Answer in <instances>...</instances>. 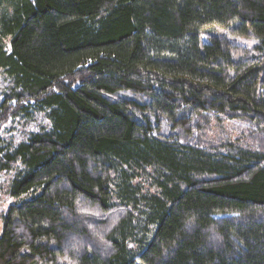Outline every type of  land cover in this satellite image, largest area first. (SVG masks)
I'll use <instances>...</instances> for the list:
<instances>
[{"label":"trees","instance_id":"1","mask_svg":"<svg viewBox=\"0 0 264 264\" xmlns=\"http://www.w3.org/2000/svg\"><path fill=\"white\" fill-rule=\"evenodd\" d=\"M5 1L0 264H264V0Z\"/></svg>","mask_w":264,"mask_h":264},{"label":"rangeland","instance_id":"2","mask_svg":"<svg viewBox=\"0 0 264 264\" xmlns=\"http://www.w3.org/2000/svg\"><path fill=\"white\" fill-rule=\"evenodd\" d=\"M5 0H0V19L8 8ZM218 34H227V31L221 28L215 29ZM230 40L236 43L241 48H250L254 40L253 38H243L239 36H229ZM7 79L0 70V101L3 96V91L7 85ZM49 121L43 113L35 114L32 118L16 117L10 118L0 127V136L6 142L18 143L27 138V136L43 127H47ZM203 143L213 144L215 146H222L228 142L238 143L242 140L250 141L249 128L246 123L239 120L224 119L223 121H212L198 130ZM196 134V133H195ZM16 173L0 171V234L3 229L4 215L8 207L16 201L10 193L11 181Z\"/></svg>","mask_w":264,"mask_h":264}]
</instances>
